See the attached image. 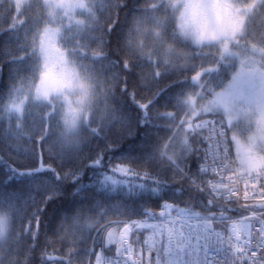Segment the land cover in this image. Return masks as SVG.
<instances>
[{
  "label": "trees",
  "instance_id": "obj_1",
  "mask_svg": "<svg viewBox=\"0 0 264 264\" xmlns=\"http://www.w3.org/2000/svg\"><path fill=\"white\" fill-rule=\"evenodd\" d=\"M154 7L153 0H95L84 24L64 33L93 90L85 124L61 139L49 134L51 114L42 115L35 100L23 116L9 112L27 84L9 74L7 62L29 51L48 8L43 0L21 8L0 0V97H8L0 103V209L12 214L0 264H93L109 224L161 214L166 204L223 219L216 226L242 214L212 195L200 172L204 137L196 130L207 117L226 125L215 95L234 64L215 49L177 64L137 47ZM263 14L264 5L248 41H261Z\"/></svg>",
  "mask_w": 264,
  "mask_h": 264
},
{
  "label": "clouds",
  "instance_id": "obj_2",
  "mask_svg": "<svg viewBox=\"0 0 264 264\" xmlns=\"http://www.w3.org/2000/svg\"><path fill=\"white\" fill-rule=\"evenodd\" d=\"M155 7L150 10L153 15L146 21V27L135 37L137 47L154 52L165 62L175 61L185 64L194 60L204 50L215 49V54L227 50L229 45L239 46L238 41L246 36V32H232L227 27V5L219 9L220 19L213 12V0H153ZM240 3V0H235ZM218 4V3H216ZM80 7L86 6V0H80ZM163 9V12H158ZM46 17L41 16L39 26L29 45V69L24 74L27 87L24 89L29 102L35 99L40 113L51 114L49 134L61 139H71L85 124L84 113L79 104L88 75L87 67L81 62L72 47L73 40L63 33L57 38V47L63 55V64L72 70L70 83H64L57 90L50 92L47 101L36 100V88L40 73L44 70V57L39 47V33L44 27ZM67 31V30H65ZM61 65H56L59 72ZM90 83V81H89ZM23 98V97H21ZM194 97H190L192 99ZM8 97H0V103L7 102ZM77 113L79 118L76 119ZM12 227V214L7 209H0V237L8 234Z\"/></svg>",
  "mask_w": 264,
  "mask_h": 264
},
{
  "label": "rangeland",
  "instance_id": "obj_3",
  "mask_svg": "<svg viewBox=\"0 0 264 264\" xmlns=\"http://www.w3.org/2000/svg\"><path fill=\"white\" fill-rule=\"evenodd\" d=\"M19 8H21L24 4L28 3L30 0H14ZM46 4L49 12V18L48 23L44 25V27H48L50 29L55 30V45L57 47V38L61 33H63V29H67L68 27H71L74 25V23H81L83 20V16L81 15L84 11H89L91 8V4L93 3V0H86V6L80 7V0H43ZM259 2L260 0H253V2ZM214 2V0H213ZM214 3L227 5V13H228V19H227V27L230 28L232 32H236L238 30V27L243 26V22L245 17L249 14L248 13H241L244 11L243 5H239L235 3V0H217ZM254 6V3L252 4ZM248 7H251L248 6ZM50 9V10H49ZM232 9H234V12H232ZM43 27V28H44ZM252 48V49H251ZM58 49V54L64 59L63 55L60 53V49ZM227 50L224 52L227 53V55H231ZM256 50L258 53H264L263 48L259 47H250V50H247L246 52L250 53L252 50ZM89 78L87 77L85 81V87L82 92L79 108L80 112L84 113V118L87 120V117L90 113L89 107V99L92 95L93 85L91 82L89 83ZM225 88H230V84L226 83ZM226 91H222V93H218L216 95V103L219 104L220 100L225 97ZM238 95V94H237ZM239 96V95H238ZM23 97V98H21ZM234 97V96H233ZM34 100V99H33ZM28 97L25 93L21 92L20 97L18 99L13 100V102L10 105L11 111H16L18 113H21L26 105L28 104ZM20 104V108L14 107V105ZM227 117H232L234 120L235 117L232 116V114L226 113ZM79 118V113H77L76 119ZM232 120V121H233ZM116 228L113 226L110 228L109 232L113 235L115 234ZM108 232V233H109Z\"/></svg>",
  "mask_w": 264,
  "mask_h": 264
},
{
  "label": "built area",
  "instance_id": "obj_4",
  "mask_svg": "<svg viewBox=\"0 0 264 264\" xmlns=\"http://www.w3.org/2000/svg\"><path fill=\"white\" fill-rule=\"evenodd\" d=\"M225 163L218 167L217 172L225 170ZM227 178L233 180L230 196L238 199L242 197H257L258 193L248 188V182L253 184L252 177L244 174L241 170L228 174ZM250 227L245 230L244 236L234 248L225 250L219 248L216 252L217 264H264V215L259 212H252L249 217Z\"/></svg>",
  "mask_w": 264,
  "mask_h": 264
},
{
  "label": "snow or ice",
  "instance_id": "obj_5",
  "mask_svg": "<svg viewBox=\"0 0 264 264\" xmlns=\"http://www.w3.org/2000/svg\"><path fill=\"white\" fill-rule=\"evenodd\" d=\"M222 7L220 4L213 3L211 8L213 12L217 14L218 21L220 19L219 9ZM227 12V8H225ZM39 47L41 54L44 57V70L40 73L39 84L36 88V100L47 101L49 94L53 90H57L64 83H70L73 73L66 65L63 64L62 57L58 54V49L55 45V30L48 27H44L39 33ZM9 74L13 72L17 76L24 77V74L28 71L30 65L28 62V52L25 51L24 56L19 58L18 62L9 60ZM60 64L59 72L56 71V65ZM4 64L0 63V75L3 74ZM16 108H20V104L14 105ZM260 131L264 134V122L261 123ZM145 215L147 213L145 212Z\"/></svg>",
  "mask_w": 264,
  "mask_h": 264
},
{
  "label": "crops",
  "instance_id": "obj_6",
  "mask_svg": "<svg viewBox=\"0 0 264 264\" xmlns=\"http://www.w3.org/2000/svg\"><path fill=\"white\" fill-rule=\"evenodd\" d=\"M226 90H227L226 95L224 98L220 100V103L222 104V107L225 110H228L229 107L227 104L231 103L230 99L232 98V90H230V88L229 89L227 88ZM250 136L251 135H248L246 137L249 138ZM258 138H259V135L253 136L252 141L249 142L250 144L246 143L243 140H239L238 146H236L235 148V153L240 159V161L245 163L248 167H251V168L261 166L264 164L263 151L260 148L257 150L254 147L255 144H258V140H257ZM114 241L115 240L113 239L112 235H108V237L106 238V246L112 249Z\"/></svg>",
  "mask_w": 264,
  "mask_h": 264
},
{
  "label": "flooded vegetation",
  "instance_id": "obj_7",
  "mask_svg": "<svg viewBox=\"0 0 264 264\" xmlns=\"http://www.w3.org/2000/svg\"><path fill=\"white\" fill-rule=\"evenodd\" d=\"M261 90L256 89L253 92L246 95L253 104H260L264 108V80L261 82Z\"/></svg>",
  "mask_w": 264,
  "mask_h": 264
},
{
  "label": "water",
  "instance_id": "obj_8",
  "mask_svg": "<svg viewBox=\"0 0 264 264\" xmlns=\"http://www.w3.org/2000/svg\"><path fill=\"white\" fill-rule=\"evenodd\" d=\"M102 257V253L99 254V259Z\"/></svg>",
  "mask_w": 264,
  "mask_h": 264
}]
</instances>
